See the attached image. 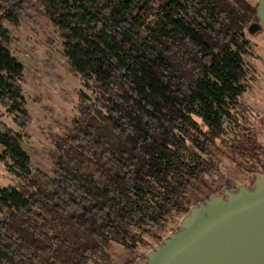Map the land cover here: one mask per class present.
<instances>
[{
    "label": "trees",
    "instance_id": "trees-1",
    "mask_svg": "<svg viewBox=\"0 0 264 264\" xmlns=\"http://www.w3.org/2000/svg\"><path fill=\"white\" fill-rule=\"evenodd\" d=\"M253 1L41 0L82 80L43 172L22 148L30 117L10 49L26 0H0V163L18 180L0 187V264H111L113 245L127 252L114 264L144 261L166 223L236 190L216 186L229 148L252 189L264 150L227 141L226 123L245 92Z\"/></svg>",
    "mask_w": 264,
    "mask_h": 264
},
{
    "label": "rangeland",
    "instance_id": "rangeland-1",
    "mask_svg": "<svg viewBox=\"0 0 264 264\" xmlns=\"http://www.w3.org/2000/svg\"><path fill=\"white\" fill-rule=\"evenodd\" d=\"M261 26L262 29L253 35L245 33L249 42L247 52L243 55L246 76L242 83L245 85V92L239 99V105L233 110V119L226 123L229 125L226 140L245 141L247 137H251L264 150V27ZM8 28L11 53L24 68L22 91L25 109L30 117L29 123L21 130L22 148L29 155L32 168L49 172L51 162L48 152L54 147L53 136L61 135L63 127L79 115L78 94L82 90V80L69 70L61 54L57 33L49 23L41 0H26L24 13L17 26ZM216 156L220 173L215 177L216 186L222 187L225 180L234 188L249 186L250 174L235 165L233 161L236 158L230 148L225 155ZM260 158L263 160L262 156ZM243 165L246 166V163ZM17 183L18 180L8 174L0 163V187L14 186ZM222 189L223 187L220 192ZM183 217L176 216L166 223L160 235L165 239L177 228ZM148 241L153 246L162 242ZM148 251L145 248L138 250L145 257ZM109 253L111 264L122 262L127 256V252L117 245H113Z\"/></svg>",
    "mask_w": 264,
    "mask_h": 264
},
{
    "label": "water",
    "instance_id": "water-1",
    "mask_svg": "<svg viewBox=\"0 0 264 264\" xmlns=\"http://www.w3.org/2000/svg\"><path fill=\"white\" fill-rule=\"evenodd\" d=\"M255 1L257 22L248 27L250 35L264 25V0ZM179 227L136 264H264V176L252 189L210 195Z\"/></svg>",
    "mask_w": 264,
    "mask_h": 264
},
{
    "label": "flooded vegetation",
    "instance_id": "flooded-vegetation-1",
    "mask_svg": "<svg viewBox=\"0 0 264 264\" xmlns=\"http://www.w3.org/2000/svg\"><path fill=\"white\" fill-rule=\"evenodd\" d=\"M263 27H264V25H263ZM158 245H160V244H158Z\"/></svg>",
    "mask_w": 264,
    "mask_h": 264
}]
</instances>
